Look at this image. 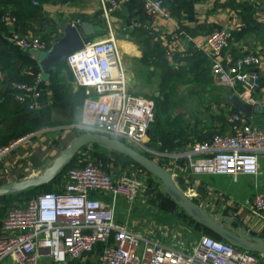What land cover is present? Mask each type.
Segmentation results:
<instances>
[{"label": "crops", "instance_id": "crops-1", "mask_svg": "<svg viewBox=\"0 0 264 264\" xmlns=\"http://www.w3.org/2000/svg\"><path fill=\"white\" fill-rule=\"evenodd\" d=\"M118 1L119 7L111 14L109 20L102 14L100 0H28L26 3L25 0H8L0 6V39L4 43V48H0L4 54L2 67L10 68L3 70L0 66V107L3 106L0 109V135L7 136L12 133L9 124L17 120L12 119L16 117V107L26 104L16 99L17 91L7 82L11 76H35L28 85H36L41 94V106L37 110H49L50 119L59 123L57 126L29 134L25 141L0 160V187L47 172L54 160L82 134L76 129L82 118L83 103L87 92L95 94L93 89L78 87L75 84L67 58L56 65L49 77L44 76L40 59H36L31 51L19 48L10 40L14 33L29 39L48 41L51 47L55 40L64 35L68 23L80 25L90 22L95 26L96 32L84 36L85 43L114 36L122 53L132 92L153 100L158 97H150V89H155V83L159 82L161 90H167V95L161 99L166 98L168 105L180 108V111L175 113H172L171 108L161 112L169 130L180 132V128L183 129L181 137L175 139V142H182V148L176 152L162 151L165 153L184 152L195 144L210 142L216 134L231 132L227 122L228 116L236 112L242 113L230 101L231 96L236 93L217 81L211 59L198 51L193 42L181 34L182 31L195 40H203L212 32L244 22L246 28L234 35L224 50L222 59L227 56L236 59L254 54L262 58L257 67L261 86L253 94H247V97L256 102H264V0H163L171 19L157 18L146 13L138 0ZM14 53H26L36 64L31 65L20 55H11ZM39 72L42 73L40 80L37 76ZM24 82L27 84L25 80L20 83ZM196 87H199L200 91ZM182 88H185V92L181 91ZM246 102L253 105L252 115L246 116L242 113L246 120L250 124L263 126L264 108L250 100ZM190 104L192 110L196 109L200 115L192 117V112L189 115L181 111L183 106L188 109ZM147 144L153 149H158L152 143V128ZM150 157L171 172H178L187 165L185 160L176 161L167 157L158 159L151 155ZM259 158L258 176L240 175L236 178L227 175L184 174L187 187L193 185L196 190L195 195L189 196L186 193L187 196L214 217H223L226 225L240 231L248 228L264 238V218L256 215L252 206L247 205V201L256 194L264 195V154ZM141 169L144 170L142 167ZM66 172L59 175L53 183L52 191L63 189ZM148 177L150 180V176ZM152 177L154 186L144 192L149 201L140 202L131 208L120 205L119 221L146 234L159 232L162 227L169 228L189 244L199 239L201 234L211 236L201 231L197 226L200 224L189 217L179 205L176 204L171 211H162L161 199L154 189L155 184H159L158 190L164 193L165 190L160 180L153 175ZM42 185L0 196V234L3 233V219L12 203L19 199V194ZM99 197L107 202L111 201L107 196ZM207 230L216 236L215 239L222 240L217 234ZM111 245L113 238L106 243H97L92 251L79 258L70 257L62 264H102L103 250ZM2 264L16 262L8 257ZM39 264L57 263L44 256Z\"/></svg>", "mask_w": 264, "mask_h": 264}, {"label": "built area", "instance_id": "built-area-1", "mask_svg": "<svg viewBox=\"0 0 264 264\" xmlns=\"http://www.w3.org/2000/svg\"><path fill=\"white\" fill-rule=\"evenodd\" d=\"M138 1L146 13L171 19L163 0ZM100 2L102 14L109 20L118 9L119 1ZM245 28L244 22H238L208 34L203 40H195L185 31L181 34L211 59L214 74L221 85L243 100L264 108V102L247 97L261 86L257 67L262 58L254 54L222 59L234 35ZM10 40L27 51H47L50 48L46 41L29 39L18 33H14ZM67 63L75 84L95 92H87L83 103L82 118L77 124L83 133L105 134L158 159L185 160L187 165L178 172L169 170L173 176L208 174L237 178L259 175V157L264 154V125L250 124L239 112L228 116L231 132L216 134L210 142L195 144L189 150L173 154L151 148L147 143L148 132L156 120L155 102L132 92L114 36L85 43L82 49L67 57ZM37 76L40 80L42 73ZM10 86L17 91L19 102L26 103L30 110L40 108L41 94L36 85L13 82ZM28 137L0 146V160ZM112 167L107 170L94 162L77 164L67 170L61 191L43 192L13 205L2 223L0 264L8 257L16 264H39L44 256L62 264L70 257H81L92 251L97 243H106L110 238H113V245L104 248L102 264H264V255L239 249L206 234L189 244L169 228L162 227L158 233L146 234L120 222V205L131 208L149 201L144 192L148 190L150 180L148 173L135 165L119 166L117 170ZM186 193L195 195L193 185L188 186ZM99 196H107L111 201ZM247 205L264 218V195L256 194Z\"/></svg>", "mask_w": 264, "mask_h": 264}, {"label": "water", "instance_id": "water-1", "mask_svg": "<svg viewBox=\"0 0 264 264\" xmlns=\"http://www.w3.org/2000/svg\"><path fill=\"white\" fill-rule=\"evenodd\" d=\"M95 32V26L90 22H83L80 25L70 22L65 28L64 35L60 39L55 40L46 52L32 50L31 54L36 59H40L43 74L49 77L59 62L65 60L75 50H80L84 47V36L93 35ZM230 101L244 115H252L253 105L244 101L238 95L231 96ZM150 131L151 129L148 134H150ZM90 144H98L101 148L129 157L148 173L158 178L163 184L165 193L195 222L211 230L222 240L239 249L264 255V238L259 237L257 232L248 228L240 231L231 225H226L223 217H214L190 199L186 194L188 187L184 176H173L168 169L164 168L150 156H147L122 140L110 138L101 133L84 132L80 134L54 160L52 167L47 172L18 183L6 184L0 187V196L51 182L65 166L73 161L83 147Z\"/></svg>", "mask_w": 264, "mask_h": 264}, {"label": "trees", "instance_id": "trees-1", "mask_svg": "<svg viewBox=\"0 0 264 264\" xmlns=\"http://www.w3.org/2000/svg\"><path fill=\"white\" fill-rule=\"evenodd\" d=\"M8 0H0V6L4 3H6ZM28 2V0H25V3ZM2 12L0 11V14ZM48 42V41H47ZM49 44V42H48ZM4 43L0 39V48L3 47ZM50 45V44H49ZM3 52L0 50V66L2 67L3 64ZM11 55H20L24 60L29 62L31 65H35V61L33 58H31L28 54H18L14 53ZM162 59V58H161ZM3 70L10 69L7 67H2ZM35 76H32L27 78V77H21V78H16L14 76H11L9 79H7V82L13 83V82H22L23 80L27 81V84H30L29 82L32 83L34 80ZM52 78V77H51ZM53 79V78H52ZM26 83V82H24ZM155 109H157L156 113V122L152 125V143L153 145L157 146L159 150L161 151H169V152H176L180 148H182L183 144L182 142H175V139L178 137H181L183 134V129L180 128V132L174 131V130H169L170 128L165 126V122L162 118L161 112H165L168 108V99H161V98H155ZM7 101V100H6ZM8 102V101H7ZM167 107V108H166ZM3 108V106L0 107V109ZM17 113L16 117L12 119H17L16 121H13L12 124L10 125V121L8 122L10 133L7 136L0 135V146H6L9 145L12 142L17 141L18 139L29 135L31 133L37 132L43 128L46 127H54L57 126L59 123L53 121L50 119V114L49 110L47 109H42V110H30L26 104H19L17 107ZM76 131L80 134L83 133L82 131L76 129ZM212 136V135H211ZM176 137V138H175ZM210 137V136H209ZM208 137V138H209ZM207 138V139H208ZM147 156H150L147 153H144ZM89 162H94L97 163L98 165L103 166L105 169L109 170L110 165L114 166H122L123 168L129 166V165H135L137 167H140L136 162L131 160L129 157L120 154L115 151H109L104 148H101L98 144H90L86 145L83 147V149L76 155V157L73 159V161L66 166L63 170L62 173L59 175H62L65 173L69 168L80 164V165H85ZM145 170V169H144ZM67 173V172H66ZM59 175L49 184H44L42 187L39 188H32L29 189L25 192H22L19 194V199H17L15 202L12 203L11 206L15 205L16 203L20 201H24L27 199H31L40 193L43 192H49L53 190V183L57 181ZM150 176V184L151 187L154 186L152 175L148 173ZM152 179V181H151ZM158 183L155 184V190L159 194V198L161 199V210L162 211H171L176 207V203L167 195L165 194L162 190H158ZM183 216L187 217L183 212H181ZM198 228L201 231L207 232L211 236H216L208 231L206 228L197 225Z\"/></svg>", "mask_w": 264, "mask_h": 264}, {"label": "rangeland", "instance_id": "rangeland-1", "mask_svg": "<svg viewBox=\"0 0 264 264\" xmlns=\"http://www.w3.org/2000/svg\"><path fill=\"white\" fill-rule=\"evenodd\" d=\"M160 83L158 82L157 84L155 83V85H156V87H155V89H150V97H158V98H164V96H166L167 95V90L166 91H162L161 90V87H160V85H159ZM197 88V90L198 91H200L199 90V87H196ZM182 92H185V88L183 89L182 88V90H181ZM150 99V98H149ZM154 100V99H153ZM155 101V100H154ZM175 102H176V100H174ZM169 107L167 108L168 110H170V108L172 109V113H175V112H179L180 111V108H178L177 106H174V105H168ZM187 107H188V105H187ZM192 105L190 104V106H189V108L188 109H186V107L184 108V106H183V108L181 109V111L183 112V113H185L186 114V112L189 114V115H191V112L193 113V115H191L192 117H194V116H198V115H200L199 113H197L196 111V109L195 110H192ZM171 113V114H172ZM117 167L118 166H114V167H112V170H115V169H117ZM149 187L150 188H152L151 187V184H150V182H149Z\"/></svg>", "mask_w": 264, "mask_h": 264}]
</instances>
